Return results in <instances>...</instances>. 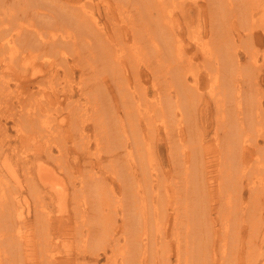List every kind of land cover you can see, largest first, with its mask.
<instances>
[{
    "label": "bare ground",
    "instance_id": "1",
    "mask_svg": "<svg viewBox=\"0 0 264 264\" xmlns=\"http://www.w3.org/2000/svg\"><path fill=\"white\" fill-rule=\"evenodd\" d=\"M95 1H97L98 3H95ZM126 1L127 0H124L123 6L120 5V8H112L110 0H0V103H2L1 108H6L7 111H9V109L11 110L9 111V117L12 118L11 120H13L15 123V126L13 125V127L16 128V125H20L21 127H23L22 130L27 129L26 133L15 135L17 136L15 137V141L21 143L22 147H24L23 144L28 143L31 140L30 143L33 144L34 150L32 153L33 155H24L21 157L20 154H18L16 162L13 163L11 158H9L7 155L2 154L7 153V146L8 149L11 150H16V147L12 146L11 142L7 146H0V157H5L4 160L2 159L3 157L0 158V232L2 231L0 236H3L5 240L9 238L5 245L1 243V247L3 248L5 255L2 257V259H6L8 258V256H15V258H17V261H15L14 264L16 262L19 263L18 259L21 260L20 264H26V262L29 264V261L31 263L37 257L40 264H54L55 261L56 264H60V262L57 263L56 259H54V262L52 261L53 263H48L47 260H49V257H51L49 256L51 255V251L50 253H48V248L43 249L42 247V241L44 242V246L46 247L45 241L46 244H51V241L52 243H54V241L56 240L55 235H52L53 233L50 234L51 230H53V222L51 223L52 211H46V208L48 209V205L46 203L53 202V205L57 207L56 223L60 226L64 225V227L67 228V222H65V220L67 219V217H69L70 214V209L68 208L69 204H75L73 206L75 210H73L76 213V207H78V204L80 203L79 189L81 187H79V184L76 183V178L73 177L77 173H80L81 177L79 180L81 181V184L88 186V189L85 190V192L87 194H92L97 197V199H95L96 202H89L86 196L84 197L83 201L88 202V204L97 209L99 207L102 208L104 203H110L111 200L114 199L113 203L107 204L111 205L109 206L111 207L109 210L108 207L104 205V216L101 218L103 221L97 222V225L95 226L99 233V236L108 227L109 224L115 227L114 232L107 240L102 239L105 238V236L103 235L101 236V240L97 241L99 243L97 249H95L94 252L91 253L93 260L96 264L98 263L100 259L99 257L102 253L108 255L109 239L120 241L121 237L124 238V242L128 245V247L132 245L130 246L131 250L129 251L128 248L127 251L124 244H122L118 249H113V253L111 254L112 264H118L119 261H121L122 264H154V257L156 255H159L161 252V243L158 240V237L156 236L157 232H153V229L155 228L154 230L158 231L161 234L166 233L167 231V223L170 220L168 218V214L162 212V210L168 208L170 203L172 202L170 200L171 194L169 191V186L175 188L177 190L176 193H180L179 198L177 197V202H182L184 204V206L180 205V208L183 211H186L188 209V193L190 187L189 176L192 174L194 176H202V172L200 170L202 169V167H204L205 162L208 161L206 159V156H202L203 153L200 155V151L198 152V150H200V143L197 144V146L195 142H193L191 139H185L181 134H179L180 138L177 137L178 140H175L173 144H171L172 139L169 141L170 155L175 159H178V165H183L184 167V175L182 176V180L179 179V181H174V183L176 184H179L181 182L182 184H184V186H180L182 190H179V187L177 189L176 184L174 183L170 185L166 184L164 187H160V184L157 183L158 185H155V183H153L154 181H151V184H148L152 186V188H150L151 186H147V183H150V179L148 180V177L150 175L152 176L153 163H151V160L148 157H154L155 150H153V146L155 144L154 140H150L147 143L146 147H144L145 143H143L142 145L143 133L145 134L148 130L147 134L150 135V138H153L155 133L158 131V128L156 129V125L158 124V122H161V124H163V126L167 128L169 123L171 122L170 119L173 118L174 122L176 119V123L179 122L178 126L183 125L186 116V110L183 108L181 103H184L182 102V100L184 98L186 99V95L182 99L181 97H183L184 95L180 97L179 92L187 90L183 89L186 86L190 87V89L199 88L200 77H202H199L198 75V73L200 72V67L197 64V67H199V72L197 73V76L193 73L190 74V76L193 77L194 83L193 85L189 83V75L187 72L189 70V66L193 64V58H195L194 56L196 55V53H201L202 56L208 59V61L210 62V66L214 67V69L219 72L221 70L220 66L222 65V63L228 66L231 65V67L236 68L238 67L236 63L240 64L237 56L238 51L236 48H234L236 46V42L234 37L232 36L233 34L231 33V30L225 33V31L222 29L223 25L221 24V27H216V40L214 43L215 45H219V47H216L213 49V51H211L212 47L209 46V40L205 38V36L202 34L205 32V25L207 19L206 17H202L204 7L201 6V3H195V9L198 13L196 22H198V24L203 28L199 27V29L196 30L197 38L193 37V39H196L194 42L186 43L184 37L180 35V28L182 27L181 22L178 21V19L167 21L166 16L169 15L171 12V9H167L166 11V7L168 8L167 4H170L169 2L174 3L175 5H177L176 3H179L177 5L178 10L179 12L181 11L184 19L187 20L191 15V10L186 9L187 6L185 7L184 5H180V1L182 2V4H184L186 0H133L136 8V12L134 13L128 12L129 6H132V0H128L129 5L125 3ZM226 1L215 0V3H218L219 5L221 2H223L224 5H226ZM254 1L261 0H240L237 4H235L234 9L237 6L239 7V10L235 11L236 16L237 14L239 15L241 13L243 7L246 6L247 3L250 4ZM211 2L213 3V0H211ZM231 6L232 4L228 5L229 9H231ZM81 7H87L90 13H83ZM172 7L174 6H171V8ZM207 8L205 7L206 12ZM95 11L101 14L104 13L106 19L105 24H100V22L96 18ZM214 11H216V9ZM115 16L121 17V25L116 26V23H114L113 19ZM227 18V16H224V20H226V22L228 23L229 18ZM230 18L231 19L229 20H232V17ZM129 23L132 24L131 31H129L128 29ZM212 27H215L213 21ZM108 28H111V34L107 32ZM193 31H195V29H193ZM189 32L190 30L188 31V33ZM249 34L251 33L249 32ZM257 36L259 35L257 34ZM128 37H132V44L130 45V48H128L127 51H123L121 54L113 55V50L111 48H114L116 46V41L121 40L125 41L126 43ZM126 45L128 44L126 43ZM248 48L250 51V47ZM214 50H217L219 56L215 55ZM49 51H55L56 54L46 55V53H48ZM53 55L55 56L52 57ZM145 55L149 58H153L155 62L151 63L149 61L150 59L148 60L146 57H144ZM207 55L209 56L207 57ZM124 56L125 58H123ZM70 58H73L72 62H70ZM143 59L148 61V65L146 64V71H143V68L141 69L139 65V61H143ZM74 64H77L75 67H77L76 69L78 70L81 86L79 87V90H76L70 84H66L68 83L66 82L64 84V88H69H63L65 90V93L63 92V99L58 94L59 89H57L58 91H56L57 84H53L48 89L46 87L45 82L47 79H50L52 81L57 78L60 75L61 69L65 76L69 77L70 75H73L75 68ZM210 66L208 65V67ZM257 66L253 65L251 69L252 73L256 74L258 70H261ZM107 67L116 68L117 70L121 69L122 76H124L122 72L124 71L125 73H137V75L145 76L146 78L149 76H152L154 79L161 77L163 78L165 85H168V88L171 86L173 87L174 85H180L183 88L180 89L179 87H177L179 91L176 92V96L173 93V100L170 99V97L173 96L171 94L172 92L168 93L172 89H169L168 92L166 91L169 95V99H166L165 96L164 98H162L163 95H159V98L157 100L152 99V102L151 100H149L150 103L145 104L147 103V101L143 98H146L147 95H144L142 93L134 94L133 89L131 92L126 89L127 87L125 88L118 85L119 82L116 83V89H112L109 91L108 88L110 85L108 84L109 75L107 73ZM159 67L166 68L162 70H157V68ZM238 69L240 70V68ZM193 70H195V73L196 69H194V67ZM230 70L232 71L233 69ZM230 70H228V73ZM235 72L238 73L237 71ZM231 74H233V72ZM107 76L108 78H106ZM212 77L214 79V76ZM234 77L231 79H235ZM218 80L221 79L219 78ZM11 81H15L17 88L11 86ZM47 83L49 84V81ZM255 83H257V81ZM139 84L142 85L141 82H139ZM231 84L232 83L230 82L229 85ZM215 85H218V81ZM215 85L214 87H216ZM30 86H32V88H35V90L33 91H36L37 94L29 88ZM258 86L256 85V87ZM23 87H25L26 89H21ZM103 89L107 90L106 94H104ZM178 89L174 88L173 90L176 91ZM219 90L222 91L221 89ZM235 90L236 89L234 88V91ZM255 90L260 91L261 89ZM262 91L264 92V90ZM215 92L216 91L214 90V93ZM245 92L247 91L245 90ZM10 93H17L16 95L14 94L16 98H11ZM214 93L209 91V95L207 94L208 98H205L206 101L217 99L216 102H220V99H218L217 96L214 95ZM248 93H246L245 95H247ZM77 94L80 96V98L84 97L86 101L80 102V98L76 99ZM238 94L240 95L239 92H237V95ZM33 95L37 96L33 98ZM195 95L197 94L194 93V96ZM218 95H220V93ZM232 95L234 96L235 93L233 94L232 92ZM224 96H228V94L223 95V97ZM261 96H264V94ZM234 98H236V96H234ZM236 100L237 99H235V101L233 100L232 103H236ZM247 100L249 101L250 99ZM247 100L246 103H248ZM197 101L201 102V99ZM193 102L190 101V103ZM185 103H187L186 100ZM72 104H74V108H71L69 110L67 106ZM196 104L193 105L197 108ZM222 104L224 103H221V105ZM228 104L230 105L231 102ZM238 104L241 103L239 102L237 103V105ZM26 105H29L28 108L26 107ZM234 107L232 106V108ZM196 108H194L195 112H197ZM248 108L247 110H249ZM65 109L67 110L66 115ZM240 109H243V107H239V110ZM194 111L192 110L190 112H192L194 115ZM261 111H263L264 113V109H261ZM236 112H234L235 115ZM246 112L248 113L249 111ZM227 114V119H225L226 117L224 116L223 117L225 120L223 119V117L221 119L228 123V126L226 124L228 130L231 129L230 126L232 125V127H234L236 131L242 133L249 126L248 129L255 128V132L260 135L261 131L256 128L257 125L252 124L253 122H251V120V124H247V122L242 120V117L237 113V119H240V124L239 126H237L238 120L237 122H235L231 119V114L229 112ZM83 115H87V121H89L91 118L93 119V128L96 132L95 135L97 137L96 141L98 140V146H102L104 144L103 142L109 144L107 147L110 146V149L107 148L108 150L106 151H108L107 154H110L113 160L111 158L106 160L107 163H110L109 166H112V164L114 163L118 164L117 167L112 166V169L110 171L112 173L113 178L112 183L115 185L116 180H119L121 192H118L116 190V187L110 188L106 185L108 183L107 177L103 176V172H98L94 168V162L91 161V150L87 152L90 157H88V155L86 154V156L84 157V161L75 164L76 160L74 159L78 158L79 155L77 154L78 152H76V150L74 149L77 141L74 139L73 135H71V127L73 126V121L85 117ZM187 117L189 116H186V118ZM262 117H264V114ZM262 117H260L259 119H261ZM216 120H218V118ZM223 120H221V122ZM252 120L255 121L253 118ZM259 123L260 122H258V125ZM188 126L189 125L186 123L187 128ZM8 128V123L2 122V120L0 119V131L4 139L7 136L6 132H8ZM90 129L91 127H87L86 123H84L81 128L82 132L80 133L83 136H88V133L86 131ZM227 129H216L213 139L214 144H218V146L221 148L225 146L227 150H230L226 151L227 153L223 154V156H226L222 157L221 155L222 159L219 158L220 161H218L217 167L220 172H222V170L225 171L226 169L224 165V163L226 162L223 163V161H228V164L232 160L237 159V157L239 156V150L241 155H243V157H246L245 160L247 161H251V159L246 151L250 153L252 151V148H254L256 154L257 152H262L264 150V144L263 146H260L258 139L256 138L257 136L253 137L254 135H252L251 133H245L246 135L242 136L241 142H238V139L235 137L236 134H234L235 132H229L232 130L228 131ZM169 132L170 130L168 129L166 131V134L168 135L167 137H171L169 135ZM193 137L197 138L195 136ZM7 138H10V136H7ZM71 138L73 142L72 145H69ZM229 139V144H231L232 146L231 148H228V146H226L228 142L227 144L225 142V140L228 141ZM101 140L103 142H101ZM80 143L82 142H79V144ZM89 144L90 143H87L86 145ZM173 147H175V150L173 149ZM106 151L104 152L105 154ZM145 154L148 157L145 156ZM144 156L147 157V162L145 161ZM260 157L263 158L262 156ZM237 161H241V159H237ZM233 163H235V165L237 164V162L235 161H233ZM262 164H264V162ZM228 165L234 167L232 163ZM239 165L240 164L236 165L237 168H239ZM256 165L255 167H257ZM252 166L250 165L249 167L252 168ZM261 167L262 169H264L263 166H260V168ZM20 168L23 170L22 174L23 178H25V184L22 185L21 182L18 181V185L16 186L11 181L12 179L9 178V176H16L18 173V169ZM241 168L244 167L241 166ZM231 169L228 173H230ZM238 170L236 171H238L240 174L242 170ZM252 170L250 171H252L253 174H255L254 171H257L254 169ZM193 171L194 173H192ZM259 171L261 172V170ZM236 174L237 173H235V175ZM242 175L243 174L239 175V178ZM244 175L249 176V173L247 172V174ZM261 175L263 176V174ZM228 176L230 177V179L233 178V176L231 177V175ZM235 178L236 177H234L233 180H235ZM220 181L224 182L223 180ZM163 182L162 184H164ZM251 183L252 184H250L249 186V199H253L252 195L254 194V191L257 187L254 181ZM221 184L219 186H222ZM23 186L25 188L27 187V190L29 189V194H33L32 197L37 198L35 195H39L40 197L38 199H40V201L43 200L42 197L44 199H47V202L44 201V203L41 202V204L39 202L37 203L38 199H35L36 202L34 204V222H30L31 219L30 217H28V215L25 214L26 211L24 209L26 207L29 211V207L32 206V201L29 197V194L23 193L22 191L24 189L22 191H18L17 189L18 187L21 188ZM237 186L239 187V185ZM240 188L243 189V187ZM236 190L241 191L237 188ZM82 192L83 190H81V193ZM107 192H109V194H111L112 196L108 195L110 196L109 198H106L105 196L102 199L100 198L101 200L99 201L98 195L102 196ZM238 195H240L239 192ZM256 196L257 197H255V199L258 198V194ZM241 197L243 198V196ZM255 203L251 201L247 202V206H245V211L248 212L258 207L264 209V205L261 204L262 202H260L259 205H257V202ZM37 204H40V207H38ZM197 209L198 207L195 210ZM151 210H154L155 219L153 221H150L149 219V215H151L149 214V212ZM119 213H121L120 221L116 219V216H119ZM96 215L98 216V211H96ZM162 216L163 218H166L165 221L159 219ZM249 216L248 218H254L253 215ZM174 218L177 219V216L175 215ZM181 218L182 219L180 220V222L178 224H174L172 227L174 233L176 234H174L175 237H173L174 245L176 246L175 255L177 256L176 259L178 261L176 263L192 264L194 261V257L199 260L190 245L191 241L189 238V229L191 231V229L194 228V225H192L191 219L188 215L186 217L183 216ZM262 219V217L257 216L253 220V222H261ZM44 220L48 221V223H46L45 225L43 222ZM86 221L90 223L92 222L91 220L88 221L85 216L84 222ZM78 222L79 221L76 219L77 228L79 227ZM32 223H35V231L33 233L34 237H31V234L24 233L25 229L28 231V228L30 229L32 227ZM176 225L180 227L179 230H175ZM75 226L76 225H74V228ZM14 230L16 231L14 232ZM40 230H43L41 233L42 235H40ZM57 230L59 233L61 232V230ZM184 230L186 231L183 232ZM107 231H109V229H107L105 232ZM192 235L196 236L198 234ZM249 235L252 236V234ZM35 236H37L38 239H35ZM25 245H27L26 248H24ZM39 245L41 246V248H36V246ZM34 248H36L37 252H39L40 250L42 251L43 249L44 252L42 253L46 254L45 258L47 260H44V262H40V255L29 256L31 254H29L28 251L33 250ZM101 249L103 250L102 252H100ZM128 252L132 253L129 254ZM95 256L97 257L95 258ZM251 256H253V254ZM40 257L42 258V255ZM235 257L236 256H233V259ZM255 257L258 259L259 256L255 255ZM42 259H44V256ZM157 259L158 256H156L155 260ZM163 259L164 258L162 257V260ZM200 259H203V257L200 256ZM108 260L110 261V259ZM22 261L24 262L22 263ZM49 261L51 262V260ZM234 261L238 260L235 259ZM249 261L252 262L251 258L249 259ZM157 262L158 261H155V264H157ZM195 262L193 264H195ZM223 263L224 262L221 261V264ZM235 264H238V262H235ZM262 264H264V260H262Z\"/></svg>",
    "mask_w": 264,
    "mask_h": 264
},
{
    "label": "rangeland",
    "instance_id": "2",
    "mask_svg": "<svg viewBox=\"0 0 264 264\" xmlns=\"http://www.w3.org/2000/svg\"><path fill=\"white\" fill-rule=\"evenodd\" d=\"M239 1L240 0H227L226 5H224L223 2H221L218 5V3H215V0H213L214 5L211 2V0H208V1L207 0H186L184 4H182V2L180 1V5H184L185 7L187 6L186 9L191 10L190 11L191 15L187 20L184 19L181 11L179 12V10H178L177 5L179 3H176L177 5H175L174 3H171V2H169L170 4H167L168 8L166 7V11H167V9H171V12L169 14L171 17L169 15H166L167 21L178 19V21L181 22L182 27L180 26L181 27L180 28V35L184 37L186 43L194 42L196 39H193V37L197 38V31L196 30H198L199 27H202L198 24V22H196L198 13H197V10L195 9V3H198V4L201 3V6L204 7V12H203L202 17H206L207 20H206V25H205V32L202 34L205 36V38H207L209 40V42H210L209 46L212 47L211 51H213L214 48L219 47V45H215L214 43L216 40L215 39V34L217 32L216 27H218V26L221 27V24L223 25L222 29L225 31V33L228 32L229 30H231V33L233 34L232 36L235 39L236 46L234 48H236L238 51L237 56H238V60L240 63V64L236 63V65L238 66L236 68L231 67V65L228 66V65H225L222 63V65L220 66V68H221L220 72L216 71L214 69V67L210 66V64H209L210 62L208 61L207 58L202 56L201 53H199V54L196 53V55L194 56L195 58H193V60H194L193 64H191L189 66V70L187 73L189 75V83L193 85V83H194L193 77L190 76V74L193 73L197 76V73L200 71L198 73V75H199V77L200 76H202V77H200L199 88L190 89V87H188V86L183 88L180 85H177V86L174 85L173 87L171 86L168 88V85L166 84L167 85V87H166L164 80L161 77L154 79L152 76H149L146 78L145 76L137 75V73H131V72L125 73L124 71H122L124 74V76H122L121 75V69L117 70L116 68L107 67V73L109 75V78H108V76L106 78H108V84L110 85L108 88L109 91L112 89H116V85H117L116 83L119 82L118 85H120L121 87H125V88L127 87L126 89L131 91V92L133 89L134 94L142 93L144 95H147L146 98H143V99H146V101H147V103L144 102L145 104L150 103L149 100H151V102H152V99L157 100L159 98V95H161V96L163 95L162 98H164V96H165L166 99H169L168 93H171V92H172L171 94L173 96L171 95L172 97H170V99L173 100L174 94L176 96V94H177L176 92L179 91V89L177 87H179L180 89H182V88L187 89L185 91L179 92L180 97L184 95L183 97H181L182 99L186 95V99L185 98L183 100L181 99L182 102H184L181 104H182L183 108L186 110L185 111L186 116H189V117H187L188 119L185 116V120L183 122V125L178 126L179 122L176 123L177 119L174 122V118L172 117L173 119H170L171 122L169 123L167 128L165 126H163V124H161V122H158V124L156 125V129L158 128V131L155 133V135H154L155 137L153 136L154 139L150 138V135L147 134L148 130L146 131L145 134L143 133L142 145H143V143H145L144 147H146L147 143L150 140H154V144H155L153 146V150H155L154 151V157H148L145 154V156H147L151 160V163H153L152 164L153 165L152 176L150 175L148 177V180L150 179V183L148 182L147 186H149V187L151 186V185H148V184H151V181H154L153 183H155V185H158L157 183H159L160 187H162V186L164 187L166 184L170 185V184L174 183V181H179V179L182 180V176L184 175V173H183L184 167H183V165H181V166L178 165V162H179L178 159H175L174 157H172L170 155V149H169L170 148L169 141L172 139L171 144H173L175 142V140L176 141L178 140L177 137L180 138L179 134H181L185 139H191L193 142L196 143V145L200 143V147H199L200 150H198V152L200 151L199 152L200 155L203 153L202 156L203 155L206 156V159L208 160L205 162L204 167H202V169L200 170L202 172L201 175L203 177L202 176H194L193 174L189 176V179H190V182H189L190 187H189V193H188L189 204H188V209L186 211H183L180 208V205L184 206V204L182 202H177L180 193L179 194L176 193L177 190L175 188H172L169 186V191L171 194L170 200L172 202L170 203L169 207L162 210V212H165L168 214V218L170 221H168V223H167L168 225H167L166 233L161 234L158 231H155L154 230L155 228L153 229V232L158 233V234L156 233V236L158 237V240L161 243V250H160L161 252L159 254L160 256L156 255V256H158L157 260H155L156 256L154 257V259H153L154 264H155V261H158L157 264H178V263H176L178 261L176 259L177 256L175 255L176 254V246L174 245V241H173V237H175L174 236L175 233H174V230L172 227L174 224H178L180 222V220L182 219L181 217H183V216L186 217L187 215L190 217L192 225H194V228H192L191 231L189 229V232H190L189 238L191 241L190 245H191L194 253H196V256L199 259V260H197V258L194 257L193 263L196 261L195 264H197V263H199V264H221V261H222L225 264H228V263L229 264H235V262H238V264H262V260H264V209L261 207H258L256 209L250 210L248 212L245 211V206H247L246 203L249 201H251L253 203L257 202V205H259V203L262 202L261 204L264 205V202H263L264 196H262V195H264V191H263L264 190V169H262V167L260 168V166H263V168H264V164H262L264 162V159H263L264 158V152H263L264 150L262 151L263 153L257 152L258 154L257 153L255 154L254 148H252V151L250 153L248 151H246L248 153L251 161L245 160L246 157H243V155H241L240 150H239V156L237 157V159H239V160L241 159V161H237V159H234L230 163H228V164L232 163L234 165V167L231 165H228L227 164L228 161H223V163L226 162V163H224L226 169H225V171L222 170V172H220L218 170V167H217L218 161H220L219 158L222 159V157L226 156V155L223 156V154L227 153L226 151H228L229 149L227 150V148L225 146L223 148H221L218 146V144L216 145L213 143L215 130L216 129L223 130V128H224V130L227 129L226 124L228 126V123H226L224 120L227 119V115H228L227 113L229 112L231 114L232 120H234L235 122H237V120H238L237 126H239V124H240L239 123L240 119H237L238 118L237 113H238L242 117V120L246 121L247 124H249L250 120H251V122H253L252 124L257 125L256 128H258V130L261 131V133H262V134L260 133V135H258V133L255 132L256 129L255 128H253V129L249 128L248 129L249 126L242 133H240V132L236 131L234 129V127H232V125H231L230 126L231 129H229V130H232V131H229L228 129L227 130L229 132H233V131L235 132L234 134H236L235 137L238 139V142H241L243 135H246L247 133H251L252 135H254L253 137L257 136L256 138L258 139L260 146H263V144H264V117H262L264 113H263V111H261V109L262 110L264 109V96H261L264 94V92L262 91V90H264L263 89L264 88V0L254 1L250 4L247 3V5L243 7L241 13L239 15L237 14V16H236L235 11L239 10L238 9L239 7L237 6L234 9V6ZM247 1H249V0H247ZM95 3H98V2L95 1ZM123 3H124V0H117V1L110 0V4H111L112 8H120L121 7L120 5L123 6ZM125 3L127 5H129L128 0ZM131 4L135 8V3L133 0L131 1ZM230 4H232L231 9H229V7H228V5H230ZM132 6L130 5L128 8L129 13L136 12V8L134 9ZM171 6H174V7L171 8ZM205 7L206 8L208 7L207 12H206ZM215 9H216V11H214ZM82 10H83V13H87V14L90 13L89 9L87 7L82 8ZM95 14H96V18L100 22V24H105L106 19H105L104 13L101 14V13H97L95 11ZM157 15H158V13H157ZM217 16H218V19H217ZM224 16H227L229 19H231L230 17H232V20H229L227 18L228 19V23H227L226 20H224ZM198 17H199V15H198ZM113 19H114V23H116V26L121 25V17L120 16L119 17L115 16ZM212 21L214 22V26H215L214 28L212 27ZM227 24H228V26H227ZM229 26L232 28H230ZM131 28H132V24L129 23V25H128L129 31H131ZM193 29H195V31H193ZM189 30H190V32H189L190 35L188 33ZM107 32L109 34H111V28H108ZM249 32L251 34H249ZM246 34H247V36H246ZM257 34L259 36H257ZM248 35H250V36H248ZM253 35H255V36H253ZM190 36H192V37H190ZM131 38L132 37L127 38L126 43L128 45H126L125 41L117 40L116 46L114 48H111L113 50V52H112L113 55L121 54L123 51H127L128 48H130V45L132 44ZM213 46H215V47H213ZM248 47H250V49H251L250 51H249ZM229 49H231V48H229ZM214 52H215L216 56H219L217 50H214ZM49 54H56V52L55 51H52V52L49 51L48 53H46V55H49ZM253 55H255V56H253ZM54 56L55 55H53L52 57H54ZM208 56L209 55H207V57ZM144 57H146L148 60L150 59L149 61L151 63L155 62V60L151 57L149 58L146 55ZM123 58H125V56ZM72 59L71 58L69 59L70 62H72ZM143 61L142 60L139 61V65H140L141 69L143 68L142 69L143 71L144 70L146 71L148 61H146L145 59H143ZM199 61H200V63H199ZM206 63H208V64H206ZM197 64L200 68L197 67ZM230 64H232V63H230ZM76 65L77 64H74V67ZM208 65L210 67H208ZM253 65L254 66L258 65L257 67H259L261 69V70H258L256 72V74L252 73V71H251ZM191 66H193L194 69H196L195 73H194L195 70H193V67H191ZM226 66H228V67H226ZM76 68L77 67L74 68L73 75H70L69 77L65 76V74L62 72V69H61L60 75L57 78H55L56 80L55 79L52 81L50 79L46 80V82H45L46 87L49 89L53 84H57L56 91H58L57 89H59L58 94L63 99H64V93H65L64 89L69 88V87L64 88V84L66 82H68L66 84H70L76 90H79L81 83H80L78 70ZM165 68L166 67H164V68L159 67V68H157V70H162ZM198 68H199V71H198ZM238 68H240V70L241 69H243V70L240 71ZM223 69H224V71H223ZM230 69H233V70L231 71ZM228 70H230L229 71L230 74L228 73ZM221 71H223L224 73ZM235 71H237L238 73H236ZM232 72H233V74H231ZM215 73H216V75L217 74L218 75L216 76ZM219 74H220V76H219ZM132 76H134V77H132ZM135 76H137V77H135ZM212 76H214V79ZM234 76H236V77H234ZM230 77L231 78L234 77L235 79H231ZM219 78L221 80H218ZM152 79H153V82H152ZM215 80L218 81V85H215L217 82ZM48 81H49V84L47 83ZM74 81H76V82H74ZM138 81L141 82L142 85H140ZM212 81H213V86H212ZM251 81H252V83H251ZM254 81L255 82L257 81L259 86ZM227 82H229V83L231 82L232 84L229 85V83H227ZM143 83L145 84V86ZM156 83H157V85H156ZM214 85L216 87H214ZM256 85L259 88L256 87ZM11 86L17 88L15 81H11ZM137 86H139V87H137ZM261 86H262V88H261ZM242 87H245V88L248 87V88L245 89ZM24 88L25 87H23L21 89L24 90ZM29 88L32 91L35 90V88H32V86H30ZM174 88H176L178 90L174 91L173 90ZM234 88L237 90V92L240 93V95L239 94L237 95V92H236V90L234 91ZM160 89H161V92H160ZM169 89H172V90L168 92ZM219 89H221L222 91H220ZM227 89H228V91H227ZM248 89L250 92L248 91ZM255 89H258V90L261 89V90L257 91ZM214 90L217 93L216 92L214 93ZM217 90H219V91H217ZM245 90L247 92H245ZM103 91H104V94L107 93L106 89H103ZM144 91H146V92H144ZM209 91L214 93V95L217 96L218 99H220L219 100L220 102H216L217 99H214V100L212 99L210 101L209 100L206 101L205 98L206 97L208 98ZM231 91L233 92V94L235 93L234 96H236V98H234ZM261 91H262V93H261ZM33 92L36 93V91H33ZM253 92L254 93L257 92V93H255L256 96ZM194 93L197 95L194 96ZM219 93H220V95H218ZM222 93H224V94H222ZM246 93H248V94L245 95ZM10 94H11V96H10L11 98L12 97L16 98V96H14V94L16 95L17 93H14V94L10 93ZM78 94H79V91H78ZM78 94L76 95V99L80 98V96ZM190 94H191V96H190ZM225 94H228V96L223 97V95H225ZM257 94H258V96H257ZM198 95L200 96L201 102L197 101V100H200ZM36 96L33 95V98ZM241 96H243V97H241ZM244 96L245 97L247 96L248 98L247 97L245 98ZM241 98H243V99H241ZM252 98H254V99H252ZM190 99H194V100H190ZM235 99H237L236 100L237 102L232 103V101L233 100L235 101ZM247 99H250V100L248 101ZM185 100L187 101V103H185ZM246 100L248 103H246ZM85 101H86V99L84 97L80 98V102H85ZM188 101H189L190 105L188 104ZM190 101H192V102L194 101V102L190 103ZM238 101L241 104L237 105V103H239ZM241 101L242 102L244 101V102L242 103ZM230 102H231V104L229 105L228 103H230ZM250 102H251V104H250ZM221 103H224L227 106L224 104L221 105ZM187 104H188V106H187ZM193 104H196L198 109L196 107H194ZM1 105H2V103H0V109H1L0 119L2 120V122L8 123L9 128H8V132H6V135L10 136V138H7V136H6V138L4 139V137L1 135V131H0V146H2V145L7 146L11 142V145L16 147V150L15 149L11 150V149H8V146H7L6 147L7 153H4L2 155H7L9 158L12 159V161L14 163V162H16V160L18 158V154H20L21 157L24 155H33L32 154L34 151L33 150V144L30 143L31 142V140H30L28 143L23 144L24 147H22L21 143H18L15 141V139H16L15 137H17L15 135H17V134L20 135L22 133H26L27 129L22 130L23 127H21L20 125L19 126L16 125V128L13 127V125L15 126V123L13 120H11L12 118L9 117L10 116L9 111H11V110L8 108L9 111H7L6 108H4V109L1 108ZM247 105L249 106V108ZM28 106L29 105H26L27 108H28ZM232 106L233 107L236 106V107H234L235 109L232 108ZM241 106L243 107V109L244 108L245 109L239 110V107L241 108ZM67 107L70 110L71 108H74V104L69 105ZM191 107H193V108H191ZM217 107H219V108H217ZM250 107H252V108H250ZM194 108H196L197 112L194 111L195 110ZM231 108H232V110H231ZM247 108L249 110H247ZM5 110H6V112H5ZM192 110L194 111V115L192 112H190ZM65 111H66L65 112V115H66L67 110L65 109ZM225 111H226V114H225ZM236 111H238V112H236ZM246 111H249V112L247 113ZM234 112H236V115ZM4 113H6L8 115H6ZM190 113H191V115H190ZM83 116H85V117L74 120L73 126L71 127V130H72L71 135H73L74 139L77 141L74 149L76 150V152H78L77 154L79 155L78 158L74 159V160H76L75 164L84 161V157L86 156L87 152H89L91 150L92 160H91V158H90V160L94 162V168L96 169V171L103 172L102 173L103 176L107 177L108 183L106 185L108 187H110V188L116 187V190L118 192L119 191L121 192L119 180H116V183L114 185L112 183L113 178H112V173L110 171L112 169V166L117 167L118 164L114 163V164H112V166H109L110 163H107V160H106V159L111 158L110 154H107L108 151H106V150L110 149V146L107 147L109 144L103 142L102 140H101V142H103L104 144L102 146H100V145L98 146V144H97L98 140L96 141L97 137L95 135L96 132L93 128V126H94L93 125V119L91 118L89 121H87L88 120V119H86L87 115H83ZM223 116L226 118L224 119ZM216 117L218 118V120H216L217 119ZM222 117L224 120L221 119ZM260 117H262V118L259 119ZM252 118L255 121H253ZM221 120H223V121L221 122ZM63 122H65V121H63ZM258 122H260L259 125H258ZM84 123H86L87 127H91L90 130L86 131L88 133L87 134L88 136H83L80 133V132H82L81 128H82V125ZM186 123L189 125L188 128L186 127ZM224 123H225V125H224ZM173 126H174V128H173ZM20 127H21V129H20ZM163 127H164V129H163ZM262 127H263V129H262ZM191 128H192V130H191ZM196 128H198V129H196ZM168 129L170 130L169 135L171 137H167L168 135L166 134V131ZM178 129H180L181 131ZM249 130H250V132H249ZM194 133H195V135H194ZM193 136H195L197 138H194ZM230 139L228 141L225 140L226 144L228 142V144L226 145V146H228V148L232 147L231 144H229ZM143 140H144V142H143ZM72 142L73 141L71 138L69 145H72ZM79 142H82V143L79 144ZM83 142H85V143H83ZM87 143H90V144L86 145ZM79 145H81V146H79ZM86 148H88V149H86ZM174 148L175 147H173V149ZM222 149H225V150H222ZM100 150H101V152H100ZM105 151H106V154L104 153ZM10 152H12L13 154ZM221 155H222V157H221ZM256 155H258L259 157ZM260 156H262L263 158H261ZM88 157H90V155H88ZM147 157H145V161L148 160ZM0 158H2L3 160L5 159L4 156H1ZM257 160L261 163H259ZM233 161L237 162V164H240L239 168H237V166H236L237 164L235 165V163H233ZM256 161H257V163H256ZM105 163H107V164H105ZM254 164L255 165L257 164L256 165L257 167H255ZM250 165L251 166L254 165V166H252V168H251V167H249ZM241 166L244 168H241ZM156 168L158 171L156 170ZM230 169H231V171H230V173H228ZM238 169L242 170L240 172V174L238 172L240 170H238ZM249 169L250 170L254 169L257 171H254L255 174H253V172H252L253 170L250 171ZM258 169L261 170L262 173ZM236 170H238V171H236ZM22 171L23 170L20 168V169H18V173L16 176H13V177L9 176V178L12 179L11 181L16 186L18 185V181L21 182L22 185L25 184V181H24L25 178H23V174H22L23 172ZM224 172H227V173H224ZM247 172L249 173V176L244 175V174H247ZM192 173H194V171ZM235 173H237L236 175H238V176H236ZM250 173H251V175H250ZM241 174H243V175L240 176V178H239V175H241ZM261 174H263V176ZM228 175H231V177L233 176V178L236 177L235 180H233V178H231L233 180L232 181ZM73 177L76 178V183H78L79 187H81L79 189L80 203L78 204V207L75 206L76 207V213L74 211L75 209L73 208V206L75 204L74 205L72 203L69 204L68 208L70 209V214H69V217H67V219L65 220V222H67L66 223L67 228L64 227V225L60 226L56 223L57 207L53 205V202L52 203H50V202L46 203L48 205V209L46 208V211H49V210L52 211L51 212V215H52L51 223L53 222V225H52L53 230H51L50 234L53 233L52 235H55L56 240L54 239L55 240L54 243H52V241H51V244L50 243L46 244V241L44 240L46 247L44 246V242L42 241L43 249L48 248L47 249L48 253H50V251H51V253H50L51 255H49V256H51V257H49V260H51V262L45 258L46 254L42 253V252H44L43 249H42V251L40 250L41 252L40 251L37 252L36 248H38V249L41 248L40 245L36 246V248H34L33 250L28 251L29 254H31L29 256H37V255L41 256L42 255V258L44 256V259H42L39 256L40 262L41 261L44 262V260L45 261L47 260L48 263H53L54 259H56L57 263L60 262V264H96L95 261L93 260L91 253L94 252L95 249H97V246L99 244L97 241L101 240V236H103V235L105 236V238H102V239L107 240L115 230V227L113 225L109 224L108 227L99 236V233H98L97 229L95 228V226L97 225V222L103 221L101 218L104 216V209H103L104 205L107 206L108 210H109L111 208L109 206H111V205H107V204L113 203L114 199H112L110 203H104L102 208L99 207V208L95 209L90 204H88V202L83 201V199L86 196L88 198L89 202L90 201L96 202L95 199H97V197L92 195V194H87L85 192V190L88 189L87 188L88 186L81 184V181L79 180L81 177L80 173H77ZM218 179L223 180L225 183L218 180ZM228 180H230L231 182ZM253 181L257 185L256 190H255L256 192L254 191V194L252 195L253 199H251V198L249 199V197H250L249 186H250V184H252L251 182H253ZM162 182L164 184H162ZM219 182H221L222 184ZM111 184H112V186H111ZM174 184H176V183H174ZM220 184L222 186H219ZM237 185H239V187ZM180 186H184V184H182V182L179 184H176V188L178 189V187H179L180 188L179 190H182V188ZM82 187H84V188H82ZM240 187H243V189ZM150 188H152V186ZM236 188L241 190V191L236 190ZM17 189H18V191H22L24 189L22 192L25 194L26 193L29 194V189L27 190V187L25 188L23 186L21 188L18 187ZM81 190H83L82 193H81ZM231 190H233L234 192L238 191L240 193V195L243 196V198L240 195H238V192L234 193ZM109 192L103 194L102 196L98 195V193H97L99 201L102 198H104L105 196H106V198H109L110 196H112L111 194H109ZM17 193H16V195H17ZM257 194H258V198L255 199V197H257L256 196ZM32 195L33 194H31V195L29 194V197L31 198V201H32V203H31L32 206L29 207V211L26 207L24 208L26 211L25 214L28 215V217H30V219H31L30 222L31 221L34 222V218H35V216H34V212H35L34 204H35L36 200L40 197L39 195H35L37 198H34V197H32ZM108 195H110V196H108ZM259 196H261V197H259ZM117 198H118V195H117ZM42 199L43 200H41V201H40V199H38L37 203L39 202L41 204V202L42 203H44V201L47 202V199H44L43 197H42ZM40 204L39 205L37 204V206L40 207ZM255 205H256V203H255ZM197 207H198V209L195 210ZM96 211H98V216L96 215ZM120 214L121 213H119V216L117 215L118 217L116 216V219H118L119 221L121 218ZM149 214H151V215H149L150 221H153L155 219L154 218V210H151L149 212ZM175 215L177 216V219L174 218ZM249 215H253L254 218H248ZM85 216H86L88 221L91 220L92 222L91 223L87 222V221L84 222ZM257 216L262 217L263 219L261 222H255L254 223L253 220ZM249 217H251V216H249ZM76 219L79 221L78 222L79 223L78 228H77V224H76ZM159 219L163 220V221L166 220V218L165 217L163 218V216L160 217ZM43 222H44V225L46 223H48L47 220H44ZM257 223H258V225H257ZM74 225H76L75 228H74ZM31 226L32 227L30 229L28 228V231L26 229L25 230L23 229V230L25 231L24 233L31 234V237H34L33 233L35 231V223H32ZM183 228H184V226H183ZM36 229H37V227H36ZM57 229L61 230V232L59 233ZM107 229H109V231L105 232ZM179 229H180V227L178 225H176L175 230H179ZM48 230H49V226H48ZM198 230L200 231V233ZM15 231L16 230H14V232ZM42 231L41 230L39 231L40 235H42L41 234ZM185 231L186 230H184L183 232H185ZM1 232H0V234H1ZM254 232H256V233H254ZM191 233L194 235L195 234H198V235L193 236ZM249 234H252V236ZM248 236L251 238H249ZM35 237H36L35 239H38L37 236H35ZM252 237H254V238H252ZM1 238H3V239H1ZM42 239H44V238H42ZM4 240H5L4 237L0 236V247L2 246L1 243H3V245H5L6 242L9 240V238L7 240H5V242H4ZM108 244H109L108 255H105V253H102L101 256L99 257L100 259H99L97 264H112L111 254L113 253V249H118L122 244H124L127 251H128V248L130 251L131 250L130 246H132V245H130L128 247V245L124 242L123 237H121L120 241H116L114 239H109ZM162 246H163V249H162ZM26 247H27V245H25L24 248H26ZM28 247H30V246H28ZM0 249L2 250V251L0 250V259H2V257L5 255H4L3 248L1 247ZM54 250H57V251H54ZM52 251H53V253H52ZM102 251L103 250L101 249L100 252H102ZM164 251L166 252V254ZM128 253L131 254L132 252H128ZM168 254L171 256H169ZM252 254H253V256H251ZM255 255L259 256L258 259L255 257ZM118 256H120V255H118ZM200 256L203 257V259H200ZM223 256H225V257H223ZM233 256H236V257L233 259ZM76 257H78V258H76ZM96 257L97 256H95V258ZM162 257L164 258L163 260H162ZM8 258L2 259L3 261L0 260V263L1 264H4V263L5 264H14V262L17 261L16 260L17 258H15V256L14 257L8 256ZM59 258H60V260H59ZM250 258H251L252 262L249 261ZM108 259H110V261ZM235 259L238 261H234ZM10 261H11V263H10ZM18 262L19 263L16 262L15 264H20L21 260L18 259ZM23 262L24 261H22V263ZM26 264H28V263L26 262ZM29 264H40V263L36 257L35 260H33L31 263L29 261ZM54 264H56V261ZM118 264H122L121 261H119ZM179 264H181V263H179Z\"/></svg>",
    "mask_w": 264,
    "mask_h": 264
}]
</instances>
